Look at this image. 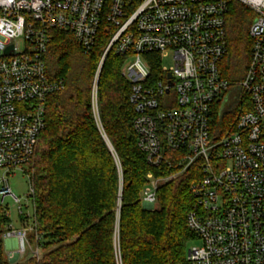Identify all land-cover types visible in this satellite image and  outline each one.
I'll return each instance as SVG.
<instances>
[{
    "label": "built area",
    "instance_id": "obj_1",
    "mask_svg": "<svg viewBox=\"0 0 264 264\" xmlns=\"http://www.w3.org/2000/svg\"><path fill=\"white\" fill-rule=\"evenodd\" d=\"M231 1L255 17L242 94L229 102L232 84L221 63ZM54 31L71 34L86 54L103 31L109 44L102 61L110 52L123 59L138 147L150 166L173 172L147 175L142 206L155 208L160 187L194 173L186 225L201 245L176 264H264V0H0V205L13 200L20 217L8 175L29 166L46 127L47 98L65 85L46 68ZM101 67L92 86L95 113ZM234 104L242 106L235 123L216 134V109ZM33 228L5 229L3 241H16L19 259ZM32 257L41 258L39 248ZM116 263L122 264L119 252Z\"/></svg>",
    "mask_w": 264,
    "mask_h": 264
},
{
    "label": "trees",
    "instance_id": "obj_2",
    "mask_svg": "<svg viewBox=\"0 0 264 264\" xmlns=\"http://www.w3.org/2000/svg\"><path fill=\"white\" fill-rule=\"evenodd\" d=\"M254 17L244 5L230 2L228 50L221 72L233 87L244 79L250 62ZM108 44L109 36L102 31L86 54L71 34L53 32L46 68L65 85L47 98L46 127L30 161L31 225L44 255L28 264H117V252L122 264H176L185 259L187 245L195 239L186 225L194 206V173L160 187L158 209L141 204L147 175L168 177L173 172L166 164L150 166L139 149L130 85L121 73L123 59L113 52L100 69L94 112L92 86ZM233 108L216 109V134L235 123L239 112L231 116ZM10 223L0 205V264H10L3 241Z\"/></svg>",
    "mask_w": 264,
    "mask_h": 264
},
{
    "label": "rangeland",
    "instance_id": "obj_3",
    "mask_svg": "<svg viewBox=\"0 0 264 264\" xmlns=\"http://www.w3.org/2000/svg\"><path fill=\"white\" fill-rule=\"evenodd\" d=\"M101 62L104 63V61H102V58H101L100 64L103 65V63H101ZM163 64L166 67H170L172 65V62L169 60V61L163 62ZM238 93L242 94L241 90L239 89V85L237 84L234 87L232 86L229 89L228 94H227L228 97H229V102H232L233 100H235V98L237 97ZM229 102H227V103L229 104ZM233 106H234V108H233V112L231 113V116H234V111L235 110L239 112L240 111V107H242L239 104H234ZM30 166H31V164L27 168H25L23 170H18V171H15V172H13V173L8 175V180H9V185H10L11 191L16 197L21 199V206H22L23 214L25 216H28V220L27 221L26 220L21 221L20 220L21 217H20V215L18 213V205H15L13 200H11L9 198L6 199L5 202H4V208H6V210H8L9 219L11 221V225L15 229L21 228L24 225L30 227L31 224H32L31 223L32 222V218L34 216L33 204L31 202L32 200L29 198L33 194V190H32V193L30 194V196L28 197V194H29V192L31 190L29 177H28ZM1 176H2V172H0V177ZM158 208H159V206L157 204V206L155 208H153V210L154 209H158ZM37 237L38 236H37V234L35 235L34 228L32 230H29L28 236H27V238L29 240V244L26 246V253H24L22 255V257L18 260L17 263H19V264H28V262L31 259H33V257H32L33 251H35L37 248H39V246L37 244V240H38ZM4 244H5V242H4ZM200 245H201V242L199 240H193L187 245V250L191 249L194 246H200ZM4 249L6 251L5 245H4ZM11 252L12 253L16 252V249L11 251ZM40 253H41V258L40 259H42L43 255H44V252L41 251V249H40ZM5 255L7 256L6 252H5Z\"/></svg>",
    "mask_w": 264,
    "mask_h": 264
},
{
    "label": "crops",
    "instance_id": "obj_4",
    "mask_svg": "<svg viewBox=\"0 0 264 264\" xmlns=\"http://www.w3.org/2000/svg\"><path fill=\"white\" fill-rule=\"evenodd\" d=\"M5 248H6L5 252L7 253V256H14V253H12L11 251L16 249V241L12 239L5 242Z\"/></svg>",
    "mask_w": 264,
    "mask_h": 264
},
{
    "label": "water",
    "instance_id": "obj_5",
    "mask_svg": "<svg viewBox=\"0 0 264 264\" xmlns=\"http://www.w3.org/2000/svg\"><path fill=\"white\" fill-rule=\"evenodd\" d=\"M169 78H170V75H169ZM19 257H20V255L17 252H14V256L11 259L10 263L11 264H16L18 262V260H19Z\"/></svg>",
    "mask_w": 264,
    "mask_h": 264
}]
</instances>
